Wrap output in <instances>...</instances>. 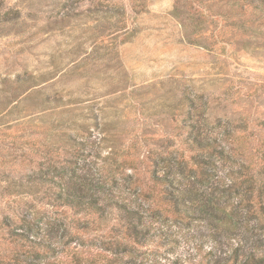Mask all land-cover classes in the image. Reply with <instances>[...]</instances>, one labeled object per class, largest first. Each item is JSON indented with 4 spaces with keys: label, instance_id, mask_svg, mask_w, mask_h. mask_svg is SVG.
Listing matches in <instances>:
<instances>
[{
    "label": "rangeland",
    "instance_id": "374dc122",
    "mask_svg": "<svg viewBox=\"0 0 264 264\" xmlns=\"http://www.w3.org/2000/svg\"><path fill=\"white\" fill-rule=\"evenodd\" d=\"M143 1L0 0V237L4 218L35 201L29 177L64 154L65 133L89 141L96 155L81 158L116 187L167 170L186 135L184 93L231 120V143L264 166V0ZM232 177L215 186L247 188ZM114 215L83 235L80 264H120L108 250L122 233ZM200 230L195 220L156 241L187 255ZM61 264H77L72 247Z\"/></svg>",
    "mask_w": 264,
    "mask_h": 264
},
{
    "label": "trees",
    "instance_id": "16d2710c",
    "mask_svg": "<svg viewBox=\"0 0 264 264\" xmlns=\"http://www.w3.org/2000/svg\"><path fill=\"white\" fill-rule=\"evenodd\" d=\"M197 100L188 93L179 99L184 108L179 127L186 129V135L175 151L178 160L161 173L153 167L147 179L138 177L136 183L128 175L134 187H116L114 176L91 173L81 156L96 155L92 145L65 133L64 154L29 177L35 201L19 206L15 218L9 215L2 222L0 264H61L70 247L80 264L77 251L86 244L83 235L96 231L95 224L110 213L122 233L115 234L108 250L120 264H264L262 161L235 148L231 120H211ZM250 163L256 169L251 170ZM221 171L226 173L224 179ZM238 172L246 176V189L237 186L229 193L217 189L218 181L234 184L232 176ZM234 196L239 200L228 203ZM195 220L204 222L198 237L206 239L186 249L187 255L173 257L174 249L156 241L169 235L178 240L175 226L188 227ZM251 220V227L258 229L254 237L247 236ZM208 241L212 246L202 256ZM199 255L202 259L197 260Z\"/></svg>",
    "mask_w": 264,
    "mask_h": 264
}]
</instances>
